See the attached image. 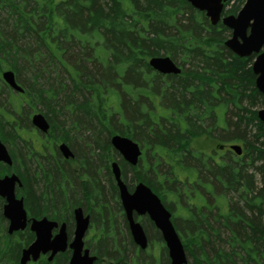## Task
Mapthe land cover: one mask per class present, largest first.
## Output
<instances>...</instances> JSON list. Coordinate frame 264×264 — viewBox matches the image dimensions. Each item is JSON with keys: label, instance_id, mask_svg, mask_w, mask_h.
<instances>
[{"label": "trees", "instance_id": "16d2710c", "mask_svg": "<svg viewBox=\"0 0 264 264\" xmlns=\"http://www.w3.org/2000/svg\"><path fill=\"white\" fill-rule=\"evenodd\" d=\"M235 1L227 10L225 4L224 15L237 14L243 0ZM229 35L183 0H0V72L12 71L24 90L0 108L1 138L21 151L14 130H26L29 115L39 111L81 168L71 190L68 168L28 165L26 205L35 216L68 222L73 207L94 205L97 220L121 232L111 137L173 154L189 151L190 140L207 129L210 142L240 140L246 154L225 152L222 164L211 157L204 165L199 154L187 155L213 202L209 213L203 209L184 223L186 254L194 264H264V124L255 110L264 108V95L255 88L254 56L231 53L224 46ZM153 57L171 58L181 74L157 73L148 64ZM4 231L0 218V264H17L18 248L11 247L27 246L31 235L16 245ZM108 242L95 249L99 260L128 264L127 246ZM67 260L65 253L42 264Z\"/></svg>", "mask_w": 264, "mask_h": 264}, {"label": "flooded vegetation", "instance_id": "af4514ba", "mask_svg": "<svg viewBox=\"0 0 264 264\" xmlns=\"http://www.w3.org/2000/svg\"><path fill=\"white\" fill-rule=\"evenodd\" d=\"M5 71L9 70L0 72V108L4 105H10L9 102H11V99L13 97L22 95L24 93L16 91L15 89L11 88L9 84L4 82L2 75ZM14 78L16 81L15 74ZM16 84L22 88V86L17 81ZM36 114H41L47 121L49 129L46 133L40 132L31 124V118ZM14 115L15 114L13 113V116ZM28 122V128H26V130H23L22 133L20 132L18 134L14 130L15 135L17 134L21 137V143L23 144L21 151H16V147L13 145V143L10 144L6 142L1 138L0 135V142L6 148L11 162L10 164H6L0 161V180L10 176H14L18 179V181H16L14 184L13 193L16 200L22 201L23 209L26 215V225L24 229L13 232L12 234H8L9 223L3 214V210L7 202L6 198L0 196V218L4 221V232L7 236L15 238L14 244L16 243V245H18L17 242L21 238V235L24 233H29L32 239L31 242L25 247H19V245L11 247L18 248L17 264H20L23 251L29 248L36 241V234L31 230L33 221H41L43 219H46L48 222H52L55 224V227L51 230V240L59 235L61 229L64 230L66 236V249L63 252L54 254L53 256L51 251H48L45 254L40 253L36 261H33L31 259L26 264H42L43 262L52 263L57 259L59 255L65 253L68 254L67 264H69V260L72 256L70 244L74 240V233L76 230V220L74 212L78 208L82 209L83 216L87 217L89 220L88 229L86 230L83 237V251L88 250L89 256L96 258L93 264H119L112 258V256H108L104 260H99V255H97L95 249L100 246V243L106 245L107 241H109L108 243H110V246L112 248L116 247L123 249L124 246H127V250H130L131 252V257L128 264H142L143 262V264H145L149 260L152 263L157 262L158 264H171L166 244L162 238L160 231L155 227L154 222L150 219L147 213L138 214L133 210L132 220L134 221V223H137L141 226L147 241V246L146 248L142 249L135 242L130 230V224L127 219L125 209L122 205L119 188L115 182L111 170L112 163H117L120 169L122 182L129 194H133L136 187L141 184L145 186L152 195L158 198L161 205L169 213L170 222L174 230L178 234L185 250L186 245L182 239V236L188 233V231L185 230L188 228L184 226V223L193 221V215H195L198 211L205 209L209 213L208 205H211V203L213 202L212 200V202L210 203L211 196L209 194L208 185H206V183L203 185L199 183L198 170L194 168L193 165H191L193 162L187 159V155L191 157V155H194V153L199 154V160L204 165V162L207 163L208 158L211 157H213L212 162L216 164H222L224 162L225 152L234 154L230 150V146H232V144L224 145L220 142L219 139L212 141L216 145L215 148L207 152L204 151L202 142L204 140H209V138L207 137V129L201 136H196L190 140V143L188 145L189 151H173V154L170 151H160L161 149L159 148L156 150L147 148L144 144L132 140L138 145V149L140 151V155L137 159V164L134 166L128 163L120 155V153L111 146L113 153L117 154L115 160L111 161L110 163V171L117 190L116 202L118 209H114L118 214L117 221L121 228L120 232L117 226H113V222L101 224L97 220V218L100 219L101 216L98 214L96 206L94 205H92V207L90 208H84L80 206L73 207L71 211V217L68 222L64 221V219H50L45 215L35 216V214L30 210L29 206L26 205L24 179H26L27 177V172L29 173L27 167H29L30 165L37 167L38 163L44 165V162L51 161L59 171L68 168L72 171L75 178H73V181L70 182V185L68 186V189L71 190L75 188V181L78 182V184L81 182V168L78 162L77 155L70 148L67 141L60 138L61 133L50 132V124L43 113L39 111L31 113L29 115ZM62 145L66 146L72 155L65 157L62 153V150H60V146ZM240 146L242 148V154L240 156H237L235 154L234 155L236 157L242 158L246 153L243 143H241ZM121 162H123L125 167L126 179L124 177ZM161 164L164 165L165 169L169 173L165 174L166 170L164 172H161ZM202 168L205 170L206 166L205 168L202 166ZM129 174L132 175L131 179L128 178ZM196 198L198 200H196ZM105 216L108 218L111 216V214L110 216L108 214ZM102 226H104V228H102ZM114 233H116L117 236H120L122 234L124 236H120V238L115 239L113 237ZM106 236L108 237V239ZM103 237H105V239ZM119 242L121 244H119ZM156 250L159 254V261L156 260L154 256V252ZM51 256L52 258L50 260ZM186 257H188L187 254ZM152 258H154L153 261Z\"/></svg>", "mask_w": 264, "mask_h": 264}, {"label": "water", "instance_id": "95a60500", "mask_svg": "<svg viewBox=\"0 0 264 264\" xmlns=\"http://www.w3.org/2000/svg\"><path fill=\"white\" fill-rule=\"evenodd\" d=\"M195 10L205 14L212 26L221 23L231 31V36L224 42V46L239 58H248L255 55L251 66L255 76V88L264 95V0H245L237 15L222 16L224 4L231 0H183ZM149 66L163 75H178L181 73L179 67L169 57H153L148 62ZM4 82L18 92H23L15 81L14 74L10 71L3 73ZM257 117L264 124V109L257 112ZM31 124L40 132L46 133L49 125L41 114L33 115ZM111 146L131 165L137 164L140 155L138 145L129 138L114 135L111 138ZM230 149L241 155L240 146L233 145ZM60 150L65 157L72 155L69 149L62 145ZM0 161L10 164V158L4 145L0 142ZM115 182L119 188L122 205L125 209L130 230L135 242L142 248H146L147 241L141 226L132 220V212L138 214L147 213L154 222L155 227L160 231L168 249L171 264H187V258L181 240L174 230L170 215L161 205L157 197L143 185L139 184L133 194H129L122 182L120 169L116 162L111 165ZM18 179L14 176L5 177L0 180V196L6 198V205L3 210L4 217L8 220V234L24 229L26 215L22 201L14 197V184ZM76 230L74 240L70 244L72 256L69 264H93L95 257L89 256V251H83V237L88 229L89 220L83 216L82 209L74 212ZM55 224L46 219L33 221L31 230L36 234V241L23 251L20 264H26L31 259L36 261L40 253L52 252V256L66 249V236L61 229L59 235L51 240V230ZM50 257V260L52 258Z\"/></svg>", "mask_w": 264, "mask_h": 264}, {"label": "rangeland", "instance_id": "374dc122", "mask_svg": "<svg viewBox=\"0 0 264 264\" xmlns=\"http://www.w3.org/2000/svg\"><path fill=\"white\" fill-rule=\"evenodd\" d=\"M236 3V1L234 0V1H232L230 4H229V6L226 8V10L227 9H229L230 7H231V5H233V4H235ZM243 3H244V0H243ZM243 5V4H242ZM241 5V6H242ZM241 8V7H240ZM230 36V35H229ZM229 36H227L226 37V39L227 38H229ZM156 99V98H155ZM156 101V100H155ZM154 104H156V103H154ZM157 105V104H156ZM261 109H264V108H257V109H255V110H261ZM38 110H41L40 109V107L38 108ZM251 133H254V129L252 130V132ZM252 135V134H251ZM232 140H234V139H232ZM240 140H238V141H236V140H234V141H228L227 143H226V141H225V143H224V145L225 144H232V145H237V146H240V144H241V142H239ZM248 141L249 142H252V140L250 139V138H248ZM262 141V140H261ZM202 146H203V150L204 151H210L211 149H213V148H215V143L214 142H210L209 140H204L203 142H202ZM128 178L129 179H131L132 178V175L131 174H129L128 175ZM255 180H256V182H258L259 184H258V188H261L262 187V183L260 182V177L258 176V175H256V177H255ZM133 182V181H132ZM262 220H263V222H264V217H262ZM182 239H183V241H185V239H187V236L186 235H183L182 236ZM156 252V253H155ZM154 252V256H155V259L156 260H158L159 261V254H158V252H157V250ZM148 253H149V251H148ZM153 259L154 258H152V261H153ZM144 263V262H143ZM142 263V264H143ZM158 264L157 262H151L150 260L149 261H147L145 264ZM187 264H194V262H193V260H192V258H190V257H187Z\"/></svg>", "mask_w": 264, "mask_h": 264}]
</instances>
